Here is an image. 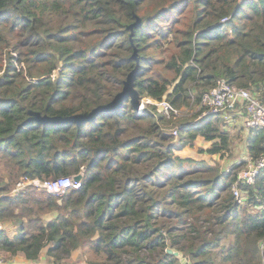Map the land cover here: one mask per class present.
Returning a JSON list of instances; mask_svg holds the SVG:
<instances>
[{
    "label": "trees",
    "instance_id": "trees-1",
    "mask_svg": "<svg viewBox=\"0 0 264 264\" xmlns=\"http://www.w3.org/2000/svg\"><path fill=\"white\" fill-rule=\"evenodd\" d=\"M135 51L141 97L166 96L189 115L138 113L125 99L81 124L29 119L109 103ZM0 59V221L17 227L0 230V252L36 261L47 248L55 264L73 248L85 264L264 263V171L238 201L243 160L220 169L177 153L189 134L210 154L230 151L228 122L197 108L220 78L264 101V0H0ZM247 136L250 155L264 153L260 130ZM77 174L82 186L61 196L33 184L12 193L20 180Z\"/></svg>",
    "mask_w": 264,
    "mask_h": 264
},
{
    "label": "built area",
    "instance_id": "built-area-1",
    "mask_svg": "<svg viewBox=\"0 0 264 264\" xmlns=\"http://www.w3.org/2000/svg\"><path fill=\"white\" fill-rule=\"evenodd\" d=\"M202 108L199 117L206 116L211 113H221L227 122L232 119L233 115H237L238 111L244 112L243 126L241 128L246 130L259 129L264 144V101L252 93L249 89L238 87L225 78H220L215 86L208 92L203 93L198 105ZM155 108L159 113L163 114L166 118L172 115H178L184 111L183 108L176 107L171 100L166 96L162 99H154L150 96L144 95L141 97V103L137 109L138 113L144 112L146 109ZM226 128L229 130L228 123ZM174 136H178V128L173 130ZM243 164L236 170V181L233 186V193H235L238 201H244L247 191H243L242 185L254 184L257 178L264 171V153L258 157L253 158L247 149L242 151ZM242 160H239L241 162ZM244 166L243 168H241ZM241 168V169H240ZM83 183L82 179H76V175L63 176L55 180L42 182L38 179L20 180L17 182L16 187L12 193H16L24 189L27 185L33 184L39 188L45 189L55 195H64L70 188H80ZM6 224L0 222V230H6ZM264 250V242L261 245ZM264 262V258H263ZM0 264H6V260L0 254ZM264 264V263H263Z\"/></svg>",
    "mask_w": 264,
    "mask_h": 264
},
{
    "label": "rangeland",
    "instance_id": "rangeland-1",
    "mask_svg": "<svg viewBox=\"0 0 264 264\" xmlns=\"http://www.w3.org/2000/svg\"><path fill=\"white\" fill-rule=\"evenodd\" d=\"M1 63H2V60L0 59V64ZM18 65H20V64L18 63ZM18 67H20V66H18ZM159 68H160L159 66L154 65L152 67V71L156 72V70ZM192 108L196 111L197 108H199V107H197V108L192 107ZM189 111H190L189 109L184 108L183 113H188ZM29 114H30L29 119H34L38 122L53 121L52 120L53 118L61 117V116L43 115V114L38 113V112H35V113L29 112ZM185 115H189V113L185 114ZM62 117H65V116H62ZM234 117H235V115L232 116V119ZM46 118H48L49 120H45ZM90 120H87V121H90ZM87 121H84V122H87ZM53 122L61 123V122H72V121L56 120ZM77 124H81V123H77ZM241 124H242V120H240V119H237V120L233 119V120H231V122H228L229 131L232 135L231 136V149H230V151L225 152L224 155L210 154V153L206 152L205 149H206V146L208 143L207 140L199 137L196 134H189L188 136H189L190 142L186 146H184L182 149H180L179 151L177 150V153H181V154L183 153L182 155H190V156H193V157L198 158V159H206L211 164L217 165L220 169H228L230 164L233 161H239V160L243 159L242 151L246 148V139H245V135H243V133L241 132V127H240ZM173 130H175V127H172V131ZM181 134L184 137V139H187V133L183 132ZM178 137H179V135L175 138L177 139ZM243 167L244 166H242L241 168H243ZM234 195H235V193H234ZM0 196H1V194H0ZM53 217H54V215L52 213H50L49 215H46L44 217V219L48 220V219H51ZM5 224L7 227V230H5L6 234L9 236H14L17 232L16 225L12 224L11 221L6 222ZM168 241L171 242V239L168 238ZM46 247H48V246L46 245ZM82 251H83V249H81V248H78V249L73 248L69 255H67V256L63 255L64 257L62 259H60L59 263L57 262L56 264H85L87 259H88L87 258L88 254L84 253V252H83V254H79ZM0 254L4 257L6 262H11V264H23V263L55 264L54 258L52 257L53 254L50 255L48 253L47 248L42 249L39 258H37L36 261L26 259L22 252H18V254H16V255H10L9 253H3L1 251Z\"/></svg>",
    "mask_w": 264,
    "mask_h": 264
},
{
    "label": "water",
    "instance_id": "water-1",
    "mask_svg": "<svg viewBox=\"0 0 264 264\" xmlns=\"http://www.w3.org/2000/svg\"><path fill=\"white\" fill-rule=\"evenodd\" d=\"M134 58H136V66L132 69V71L128 74L127 79L124 82L123 89L118 92L114 98L106 104H102L91 110L90 112H85V113H78L74 114L71 116H65V117H55L52 120H62V121H72L76 123H82L84 121L93 119L96 117L97 114L101 112H109V111H116L120 109L124 103L125 99H129L132 105L138 109L141 103V95L139 91L137 90L135 86V78H136V73L139 68V61H138V54L137 51L134 53ZM45 120H49L46 118ZM83 175L82 174H77L76 179H82ZM169 252H173L175 254H179L178 251H174L172 248L168 249Z\"/></svg>",
    "mask_w": 264,
    "mask_h": 264
},
{
    "label": "crops",
    "instance_id": "crops-1",
    "mask_svg": "<svg viewBox=\"0 0 264 264\" xmlns=\"http://www.w3.org/2000/svg\"><path fill=\"white\" fill-rule=\"evenodd\" d=\"M235 118H236V120L237 119H240V120H242V126H243V118H244V112L243 111H238L237 112V115L235 116ZM241 127V126H240ZM241 132L243 133V135H245V139H246V142H247V139H248V136H247V132H248V130H246V129H243V128H241ZM208 143H207V146L206 147H208L209 145H210V142L209 141H207ZM183 154V153H182ZM234 162V161H233ZM232 162V163H233ZM231 163V164H232ZM6 264H11V262H7ZM23 264H30V263H23Z\"/></svg>",
    "mask_w": 264,
    "mask_h": 264
},
{
    "label": "clouds",
    "instance_id": "clouds-1",
    "mask_svg": "<svg viewBox=\"0 0 264 264\" xmlns=\"http://www.w3.org/2000/svg\"><path fill=\"white\" fill-rule=\"evenodd\" d=\"M228 131H229V130H228ZM229 132H230V131H229ZM230 134H231V133H230ZM231 136H232V135H231ZM246 149H247V146H246ZM247 151H248V149H247ZM248 152H249V151H248ZM249 154H250V153H249ZM242 160H243V159H242ZM243 161H244V160H243ZM233 163H238V161H234ZM233 163H232V164H233ZM232 164H230L229 167H231ZM240 166H241V165H240ZM238 168H239V167H238ZM238 168H237V169H238ZM237 169H236V170H237ZM0 222H2V221H0ZM2 223H6V222H2ZM6 230H7V229H6ZM4 231H5V230H4ZM5 232H6V231H5ZM10 237H12V236H10ZM6 263H7V262H6Z\"/></svg>",
    "mask_w": 264,
    "mask_h": 264
}]
</instances>
